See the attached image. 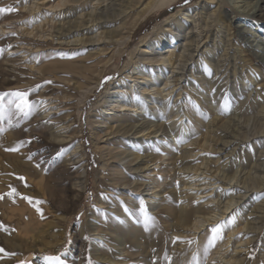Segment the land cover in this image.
I'll return each instance as SVG.
<instances>
[{"label":"rangeland","instance_id":"obj_1","mask_svg":"<svg viewBox=\"0 0 264 264\" xmlns=\"http://www.w3.org/2000/svg\"><path fill=\"white\" fill-rule=\"evenodd\" d=\"M54 1L57 0H0V8L14 9L0 14L1 63L12 70L22 67L28 73L38 74L37 62L43 52L36 42L26 39L59 44L54 51L57 56H51L61 60L86 56L104 48L119 57L118 39L134 11L129 0H86L82 7L78 5L83 0H70L58 9L50 6ZM70 5L79 8L68 12L66 7ZM223 11L231 12L224 0L207 5L205 0H170L151 12L137 24L121 57L111 63L98 87L85 100L84 89L75 85L72 75L64 70L52 73L49 93L38 101L33 96L42 90L40 83L15 88L12 76L9 82L3 83L0 73V95L27 92L28 99L36 105L30 115L24 116L8 105L14 97L7 95L3 101L5 107L0 111V176L9 175L20 182L14 184H18L19 197L6 206L0 203V249L4 250L0 252V264H47L44 258L49 256L59 257L60 264H89V260L92 264H113L114 260L116 264L131 263L127 254L139 249L129 245L107 247L109 243L104 237H113L114 233L105 226V221L115 208L123 214L127 209H134L133 202L139 220L150 225L157 210L165 206L162 200L169 190L175 191L173 204L177 207L181 203L183 206L190 202L194 206L208 203L219 207L218 214H222L217 215L216 225H205L200 230L184 228L182 235L174 233L171 227L164 228L162 239L168 241L170 248L181 242L190 248L206 234L211 238L212 252L223 253L226 258L245 257L250 247L247 258L255 264H264V235H258L264 191L255 188L264 174V108L255 106L247 119L244 115V119L242 115H231V119L239 121L236 126L224 117L223 123H218L229 126L223 137L213 136L204 125L199 127L200 132L194 130L196 118L212 124L211 120L216 117L214 112L203 110L196 99L210 96V90L199 77L216 79L224 89L226 100L230 101L258 97L257 91L264 88V77L254 81L247 79L244 83L240 80V76L248 73L246 53L235 38L234 24L229 25L222 17ZM186 13L189 17H185ZM16 14L21 17L15 18ZM248 23L264 29V7L260 16L249 19ZM67 28H71V32L56 39L57 33ZM159 34L166 38L162 44ZM138 65H142L141 72ZM199 65H205L206 69ZM161 66L166 73L156 81L154 73ZM166 91L169 95L163 97L161 93ZM132 93H143L144 97L123 108L112 103L119 96ZM68 103L72 104L66 105ZM134 103L136 107L145 105L146 110L131 107ZM53 113L68 115H63L61 121L50 119L53 120L50 126L41 127L42 131L32 123V114L49 118ZM152 119L180 130L179 125L183 123L192 131L176 134V129L152 133L153 127L124 135L122 130L117 131L122 121L138 126ZM68 134L73 138L70 144L79 143L83 154L82 161H76L75 166H72L71 146L66 144ZM53 141L62 144L53 148ZM245 160L249 162L242 166ZM229 164L232 166L230 175L238 170L230 183L224 175ZM69 166L72 168L67 169ZM83 166L86 167V187L77 193L75 174ZM153 177L160 179L155 188L152 187ZM141 182L144 183L139 188H133ZM190 182L194 185L190 186ZM149 188L152 189L148 191ZM231 196L237 209L224 212V205ZM118 200H122L121 205L117 204ZM60 201L63 203L59 205ZM247 219L253 221L251 228ZM136 224L140 225L139 221ZM216 226H220L221 231L213 240L211 229ZM148 227L142 228L144 234ZM231 227L236 232L224 244L227 238L224 230ZM141 246L145 251L152 250L148 241H143ZM81 247L86 248L83 261L75 257ZM134 260L143 262L139 255ZM209 261L218 264L217 254Z\"/></svg>","mask_w":264,"mask_h":264},{"label":"bare ground","instance_id":"obj_2","mask_svg":"<svg viewBox=\"0 0 264 264\" xmlns=\"http://www.w3.org/2000/svg\"><path fill=\"white\" fill-rule=\"evenodd\" d=\"M68 1H70V0H57L56 2L54 1L55 3H53L50 6L54 9L55 8L58 9V7H60V6L62 7L63 5H65L64 3L68 2ZM85 1L86 0H83V2H80V4L78 6L82 7L84 5ZM213 1H215V0H205V3L207 5V4H211ZM224 1L229 6V8L231 9V12L228 13L227 11H223L222 17L229 23V25L234 24L233 27L236 28L235 29V31H236L235 38L240 42L241 46L243 47V53L244 52L246 53V56H245L246 57V63L245 64H247L248 73L240 76V80L244 83L245 80H247V79L254 81V80L258 79L259 77H264V34H261V32L264 33V29H262L261 27L255 28V26H253L251 23H248L249 19L254 18L255 16H260V11L264 7L262 5L264 0H224ZM128 2L130 4V7H134V11L130 14L129 19H128L129 21L126 23V25L123 27V29L121 31V36L118 39L120 43L116 40V42L119 43V46L121 47L118 50V54H120L119 57H117L113 51H112L113 53H110V52H107V50L105 48L104 49L99 48L100 50H98L97 52L87 54L86 56L75 55L73 57V59H71V60H61V59H57V57L51 56L53 54L56 55V53H54V51L58 48L59 44H53L50 41H42L41 42V41H34L32 39H26L27 41H30V42H36L38 44L40 51L43 52L40 54V55H42V58L40 60H38V62H37V64H39L36 67L38 74L28 73L22 67L21 68H18V67L13 68V70H12V69H10L11 67L9 68L8 66L4 65V63L0 62V73L3 76V83L9 82V80H11L10 76H12V78H13L12 84L15 88H27L29 86H33L35 83L38 82V83H40L42 90L38 91L33 97H34V100H37L38 98L42 99L43 96H46L49 93L50 82H51L50 79H51L52 73H54V72L56 73V71H63L64 70V71L69 72L72 75L71 80H74L75 85H78L80 88L84 89L85 95L83 97L85 100L89 96V94L93 93L94 90L98 87V85L100 84L102 78L104 77V75L106 73V70L111 65V63H113L117 58L119 59L121 57V53H122L124 47L128 44L129 40H131V37H132L131 33L133 32V30L136 29L137 24L142 19H144L147 15H149L151 12H153L155 10L157 11V10H159V8H161L164 5H166L167 3H169L170 0H129ZM76 8L77 7L70 5V6L66 7V11L73 12ZM12 10H14V9H12ZM32 12L33 11H31V13ZM10 17H12V16H10ZM16 17H21V15L16 14L15 18ZM185 17H189L187 13L185 14ZM5 18H7V16ZM3 25H4V22H3ZM1 30H2V28L0 27V31ZM70 32H71V28L63 29L61 32L57 33L58 36H56V39H59V38L61 39V37L68 35ZM158 37L160 38V41H159L160 44H162L166 41V38H165V36H163V34H159ZM105 46H107V45H105ZM52 58H55V59H52ZM47 61H49V62H47ZM174 61H175V59H174ZM210 61H211V59H210ZM141 66L138 65V67H137L138 71H140V72L143 70V69H140ZM252 66L255 68H252ZM199 67L202 68L203 70L206 69L205 65H199ZM165 73H166V70H165L164 66L158 67V69L154 73V79L156 81H158L159 77L164 75ZM166 78L167 77H165V79ZM238 78H239V76H238ZM198 80L204 85V87H207L210 90V96H204L203 98L197 97L196 98L197 101L202 104L203 110L208 109L209 112H214L216 117L218 115H221L219 117L220 118L219 120H217L216 117L214 119H212L211 120L212 124H210L209 122L205 123L200 118H196L194 120V123L196 126V128L194 130H196L198 132H200L199 127L201 125H204L205 128L210 132V134H213V136L223 137L228 132L229 126L224 125V124H218V123L220 121H222V123H223L224 117H227V119H229L228 122L230 124L232 122V125L236 126V125H239V121L235 120V119H231L230 118L231 115H242V118L244 115L246 118L248 113L255 106H260V107L264 108V88H261L257 91V93L259 95L258 97L250 98L247 101H239V100L230 101V100H226V98L224 96V92H223L224 89L218 83V81L216 79H213V78H207L206 79L204 77H199ZM83 83H84V85H82ZM166 83L167 82H165V84ZM189 93L192 94L191 91H189ZM161 95H163V97H166L167 95H169V91H166L164 94L161 93ZM192 96H194V95L192 94ZM143 97H144L143 93L141 95H135L134 93L123 94V95L118 97L119 99L117 101L112 102V103H117L116 105L119 108H123V107H126V105H128L129 102L133 103L135 101L142 99ZM162 102H163V106H165L167 104V101L165 99ZM71 104L72 103H68L66 105H71ZM218 105H220V106L217 107ZM130 106L136 107V104L134 103L133 105H130ZM13 107L14 106H12L11 108H13ZM136 108L139 109L140 111L146 110L145 105H140V106H137ZM175 110H176V112H178L177 107L175 108ZM197 112L199 113V111H197ZM63 115L66 116L68 114L64 113ZM63 115L53 113L52 115L49 116V118H45V117H42L41 115L32 114L31 120H32V123L39 126L41 131H42L43 128H41V127H44V126L49 127L50 126L51 121H53V120L50 121V119H54L55 121H61L64 119ZM43 116H45V115H43ZM235 118H237V117H235ZM150 122H151V124H149ZM150 122H142V124L135 126V125L126 124L125 121H122L117 126V131L122 130L123 133L122 132L121 133L123 135L127 134L129 131H133L136 133L139 131H144V130L149 129L151 127H153L152 133H156L157 131H160V130L165 131V132H170V131H172V130L174 131L176 129H177L176 134L177 133L185 134L186 130L188 131V133H189V131H192V129L187 128V126H185V124H183V123H181L179 125L182 129V130H180L178 128L173 129L174 126H171V128H168L164 124V122L163 123L157 122L154 119H152ZM243 124H244V122H243ZM240 125H242V123H240ZM175 126H176V123H175ZM66 138H68L66 140L67 141L66 144L68 145V143L70 144V142L72 141L73 138L70 134H68L66 136ZM205 140H207V139L205 138ZM61 144H62V142H60V141H53L51 146L53 148H58L59 145H61ZM70 146H71L70 155H72V154L74 155V157L72 158V160H73L72 166H75L76 161L80 162L83 159L82 158L83 154H81V145L79 143H76V144L71 143ZM162 147L165 148V146H162ZM205 147H206V145H205ZM146 152L149 153L150 151H146ZM75 158L77 160H75ZM184 161H185V159H184ZM248 162H249V160H247V161L245 160L243 164L241 163V165L243 166V165L247 164ZM43 164H45V163H43ZM72 166L67 167V169H71ZM167 167L164 168L162 173H165V171H166L165 169ZM187 169H191V167H188ZM231 171H232V166L229 164L226 167V169H224V175H225V178L227 179L228 183H230V182H232V180H234V178L236 176L235 173L238 170L233 175H230ZM124 177H126V175H124ZM75 178L77 179V185H78V191H76V192L79 193L80 190H82L86 187L85 182L87 180V174H86V167L85 166H83L81 168V171H76ZM152 180H153L152 183H154V186H152V187L153 188L157 187L159 185L160 179H158L157 177H153ZM15 183H20V182L17 181L15 178L9 176V175L0 176V197H2V198H0V203L2 206L9 205V203H11V201H13L12 199H14V198L17 199L19 197V195L17 194L18 193V191H17L18 190V188H17L18 184L16 186H14ZM143 183L144 182H141L133 188H135V189L139 188L141 186V184H143ZM192 185H194V184H192L190 182V186H192ZM255 188H256V190H259L260 192L264 191V174L261 176V179L259 180V182ZM13 189H15V193L12 196L7 195L8 193L12 192ZM19 189H20V186H19ZM150 189H152V188H149L147 190L149 191ZM245 189H247V188H245ZM251 189L253 190V188H250L249 190H251ZM155 194H157V193H155ZM146 195H148V194H146ZM174 195H175L174 190H169L167 192L165 198L162 200V203L165 204V206H161L157 210L155 217H153V219L150 222V225L148 222L141 221V219L139 220V218L137 216V211H136V204H133V202L131 203V205L134 206L133 207L134 209H127L125 214H123V212L119 208H115L114 211H112L113 214H111V216H108V219L105 221L106 222L105 226H107L108 228L110 227L112 229L111 232L114 233L113 234L114 236L112 235L113 237H110V236L104 237L105 240L107 241V244L109 243L107 245V247L110 248L111 246L115 247L116 245H121V246H123V245L128 246L129 245L130 247H132L134 249H139L138 252H136V253L135 252H129L128 254L126 253L128 261H129V259L132 260L131 263H128V264H211V262L209 260H210V258L214 257V254H217V261L219 262L218 264H234L235 262H238L240 264H255V262H251L247 258L249 256L248 252H249L250 247L247 248L248 252L244 253L245 257H243V256H239V257L230 256L229 258H226V257H224L223 253H220L218 251L212 252L211 251L212 249H210V246H209V241L211 240V238H209V236H206V234H204L203 237L198 238L197 241L194 243V245L190 248L184 246V242L182 243L181 241H180L181 242L180 245L178 244L176 247L170 248L168 241L162 239V234H163L164 228L171 227L173 229L174 233L182 235L184 233V231H183L184 228H194L195 230H200V229H203V227L205 225H206V227L216 225L218 223L217 215H222V214H218V208L219 207L216 208V206L209 205L208 203L204 204V205H199V206L198 205H196V206L192 205V202H190V204L189 203L185 204L184 206L181 203L180 207H177V206H175V204H173L176 201V199L174 198ZM177 195H178V193H177ZM177 197H179V196H177ZM196 197L194 199H196ZM51 199H52V197H51ZM66 199H68V198H66ZM123 199H125V198H123ZM190 201H192V200H190ZM233 201L234 200H233L232 196L228 198L227 202L224 205V209H223L224 212L227 210H230V209L231 210L237 209L235 206H233L234 203H236V201L235 202H233ZM62 203H63V201L62 202L60 201L59 205ZM121 203H122V200H118L117 204L121 205ZM57 205H58V203H57ZM73 208H74V206H73ZM253 211H256V210H253ZM224 212H222V213H224ZM259 212H260V215L258 218L260 219V223L258 225V235L263 236L264 235V205L262 207H260ZM138 221H139L140 225L136 224V222H138ZM158 221L164 223L165 225L158 224L157 223ZM219 222H221V221H219ZM251 223H253V221L247 219V225L250 226L249 228H251V225H250ZM151 224L153 226H151ZM147 227H148V232L144 234L142 231V228L145 229ZM152 227H153V229H152ZM225 229L226 230H224V232H225V234H227V238H226L224 244L226 243V241H229L230 237L234 234V232H236L234 227L225 228ZM216 237H218V236H216ZM143 241H144V243H145V241L149 242V244L151 246L150 249H152L151 252L147 251L148 249L145 251V249L141 246V245H143ZM110 254L115 256V253H110ZM135 255H137V256H135ZM138 255L143 258V262H137L136 260H134V259H136V257H138ZM85 256H86V248H84V247L79 248L75 254V257L81 261L85 260ZM194 256L196 257L195 261L193 260ZM118 257H122V256L118 255ZM166 257L168 259H166ZM261 258H262V255H261ZM111 260H113V259L110 258V261ZM116 262L117 261L114 260L115 264H116ZM118 262H120V260ZM258 264H263V263L259 262Z\"/></svg>","mask_w":264,"mask_h":264},{"label":"snow or ice","instance_id":"obj_3","mask_svg":"<svg viewBox=\"0 0 264 264\" xmlns=\"http://www.w3.org/2000/svg\"><path fill=\"white\" fill-rule=\"evenodd\" d=\"M7 11H12L11 8L8 9H4V8H0V13H4ZM7 95H12L14 97V100L8 101V105L9 106H14L17 113L22 114L24 116H28L30 115V113L32 112V110L36 107L35 103L30 101L28 99V93L27 92H20V91H16L14 93L11 94H2L0 95V111L3 110V108L5 107L3 101L5 96ZM15 193V189L12 190V192L8 193L7 195L12 196ZM2 198V197H0ZM25 199H29L31 200V198L25 197ZM39 211V209H37ZM234 219V218H233ZM2 227V226H0ZM212 233L214 234L213 240L215 239V235H218L219 232L221 231L220 226H216L213 227L211 229ZM177 240H179V238H177ZM187 243H192V241H188ZM3 249H0V252H3ZM47 261V264H60V258L59 257H55V256H49V257H45L44 258ZM166 259H168L166 257ZM193 260H196V257H193ZM89 264H92V261L89 260Z\"/></svg>","mask_w":264,"mask_h":264}]
</instances>
